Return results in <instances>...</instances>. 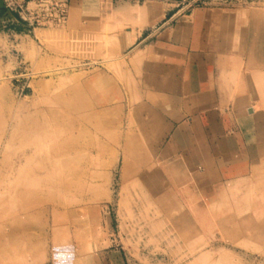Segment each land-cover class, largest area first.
<instances>
[{
	"label": "rangeland",
	"instance_id": "374dc122",
	"mask_svg": "<svg viewBox=\"0 0 264 264\" xmlns=\"http://www.w3.org/2000/svg\"><path fill=\"white\" fill-rule=\"evenodd\" d=\"M225 2L262 65L219 78L264 114V0ZM44 4L0 11V264H264V173L201 189L156 155L136 35L175 3L67 0L60 22Z\"/></svg>",
	"mask_w": 264,
	"mask_h": 264
},
{
	"label": "crops",
	"instance_id": "0c3cea01",
	"mask_svg": "<svg viewBox=\"0 0 264 264\" xmlns=\"http://www.w3.org/2000/svg\"><path fill=\"white\" fill-rule=\"evenodd\" d=\"M172 1L136 35L144 46L137 52L146 57L139 102L152 110L162 132L156 155L162 162L177 160L201 189L229 186L251 172L258 179L264 173V114L246 103L251 91L244 80L231 96L232 82L226 88L219 78L226 57L227 72L233 57L260 66L257 37L237 22L239 14L220 7L225 0L190 7L192 0ZM260 206L251 200L249 209L264 210Z\"/></svg>",
	"mask_w": 264,
	"mask_h": 264
},
{
	"label": "built area",
	"instance_id": "2783aa9c",
	"mask_svg": "<svg viewBox=\"0 0 264 264\" xmlns=\"http://www.w3.org/2000/svg\"><path fill=\"white\" fill-rule=\"evenodd\" d=\"M5 6V10L9 13V11H14L15 8L22 9L24 0H2ZM168 1V0H166ZM39 2L45 3L44 5L47 9H53L54 11V20L57 22L63 21L65 18V14L67 11V0H39ZM205 0H192L188 1L187 5L190 7L195 4L204 3Z\"/></svg>",
	"mask_w": 264,
	"mask_h": 264
},
{
	"label": "water",
	"instance_id": "95a60500",
	"mask_svg": "<svg viewBox=\"0 0 264 264\" xmlns=\"http://www.w3.org/2000/svg\"><path fill=\"white\" fill-rule=\"evenodd\" d=\"M5 10V6L3 4V1L0 0V11Z\"/></svg>",
	"mask_w": 264,
	"mask_h": 264
},
{
	"label": "bare ground",
	"instance_id": "6f19581e",
	"mask_svg": "<svg viewBox=\"0 0 264 264\" xmlns=\"http://www.w3.org/2000/svg\"><path fill=\"white\" fill-rule=\"evenodd\" d=\"M102 122V121H101ZM119 126V125H118ZM120 127V126H119ZM55 214V213H54ZM14 220V219H13ZM68 223V222H67ZM55 224V223H54ZM24 228V227H23ZM54 238V237H53ZM65 241V240H64Z\"/></svg>",
	"mask_w": 264,
	"mask_h": 264
}]
</instances>
